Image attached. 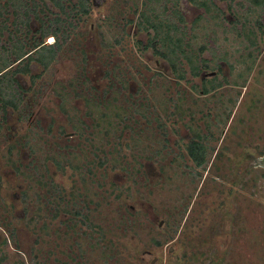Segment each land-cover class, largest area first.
<instances>
[{
  "label": "rangeland",
  "instance_id": "374dc122",
  "mask_svg": "<svg viewBox=\"0 0 264 264\" xmlns=\"http://www.w3.org/2000/svg\"><path fill=\"white\" fill-rule=\"evenodd\" d=\"M36 1L0 16V60L55 44L48 25L62 44L15 75L18 108L0 93V264H264V37L203 19L205 73L222 82L206 95L145 47L142 0H93L81 18L78 0ZM180 7L189 27L208 18ZM197 132L205 165L186 147Z\"/></svg>",
  "mask_w": 264,
  "mask_h": 264
},
{
  "label": "trees",
  "instance_id": "16d2710c",
  "mask_svg": "<svg viewBox=\"0 0 264 264\" xmlns=\"http://www.w3.org/2000/svg\"><path fill=\"white\" fill-rule=\"evenodd\" d=\"M32 4H38L36 0H27ZM59 4V0H53ZM93 0H78L72 5L73 8H77V14L83 15L89 14L91 10V2ZM192 3L197 8H202L208 14V18L204 14H200L191 27L187 24V19L183 13L180 4L181 0H142L143 8L140 9L137 17V25L139 30H143L148 35V41L145 45L152 47L159 58L165 60L170 67L173 75L178 82L182 80L192 81L190 77H201V89L203 93H209L212 90L222 85L221 80H218L217 75H207L215 70L214 66L210 64V61L204 56L207 51V42L203 41L200 30L205 29V36H208V25L203 24L202 20L205 19L209 22H215L216 27L225 28L226 22H232L237 33H242L243 36L249 39L252 46L259 43L261 36L264 37V22L262 15L264 14V0H184ZM221 1L226 5V8L222 7ZM25 0H7V2L0 4V16H4L5 8L7 6L13 7V13H17L23 7L27 8L30 13V3ZM62 6V5H61ZM35 11V10H34ZM232 15L234 18H228ZM20 18H15L18 21ZM57 22L60 18H55ZM29 20L25 21L28 26ZM22 23V22H21ZM236 24H241V28L237 29ZM3 28V27H2ZM0 28V30H2ZM260 29V31H259ZM60 28L57 26L48 25L45 31L40 28V33L43 38L47 36H55V44H47L43 39L40 42H35L33 47L26 50L25 46L18 45L15 50L10 54H14L15 59L10 61L9 57L1 59L0 63V83L7 82L6 84H0V93H12V96L8 99L2 100V108L6 110L8 106L18 108L20 95L16 94L17 90L12 89L13 82L16 80L15 75L17 73H29L31 60H35L44 69H47L53 61L56 59L59 51L62 48L60 43V35L58 31ZM217 33L216 30H211ZM204 36V37H205ZM45 40V39H44ZM63 41V40H62ZM250 54H253L250 51ZM26 59L27 63L22 65V68L13 69L10 71L14 63L20 65ZM3 60V61H2ZM218 68L220 66L216 64ZM252 66H248L246 71H250ZM212 70V71H210ZM207 74H206V73ZM191 75V76H190ZM243 85L246 84L247 79L242 78ZM9 89V92H7ZM19 98V101L17 98ZM5 97V96H4ZM191 157L195 160L197 165H204L206 160L204 156L205 147L202 142L192 140L188 146ZM69 163L72 161L67 160ZM58 167L64 169L65 165L59 160H56ZM103 163V161H101Z\"/></svg>",
  "mask_w": 264,
  "mask_h": 264
},
{
  "label": "flooded vegetation",
  "instance_id": "af4514ba",
  "mask_svg": "<svg viewBox=\"0 0 264 264\" xmlns=\"http://www.w3.org/2000/svg\"><path fill=\"white\" fill-rule=\"evenodd\" d=\"M54 38H53V36H52V40H53ZM185 81H187V80H185ZM187 82H189V81H187ZM201 84H202V81H201ZM219 88H221V86H219L218 88H216V89H214V90H212L211 92H209V93H214V92H216ZM201 91H202V89H201ZM209 93H207V94H209ZM204 94H206V93H204ZM206 94V95H207ZM192 112V111H191ZM217 123H218V120H215V126H217ZM220 123V122H219ZM207 124H209V123H207ZM208 126V125H207ZM203 135H201L200 134V132H197L196 133V138L195 139H192V140H196V141H199V142H202V140H203ZM192 140H190L188 143H187V149H188V146H189V144L191 143V141ZM202 144L204 145V147H205V152H204V156H205V158H206V160L204 161V165L205 164H207V162H208V159H207V149H208V146L205 144V143H203L202 142ZM219 149L220 148H218L217 150H216V153H215V155H214V157L216 158L217 157V155H218V152H219ZM213 150H215V149H213ZM188 154H189V156L191 157V155H190V152H189V149H188ZM192 158V157H191ZM193 159V158H192ZM194 160V159H193ZM195 161V160H194ZM206 162V163H205ZM211 164H214V160H212L211 161Z\"/></svg>",
  "mask_w": 264,
  "mask_h": 264
},
{
  "label": "water",
  "instance_id": "95a60500",
  "mask_svg": "<svg viewBox=\"0 0 264 264\" xmlns=\"http://www.w3.org/2000/svg\"><path fill=\"white\" fill-rule=\"evenodd\" d=\"M257 162L259 165L264 167V154L261 157L257 158Z\"/></svg>",
  "mask_w": 264,
  "mask_h": 264
}]
</instances>
